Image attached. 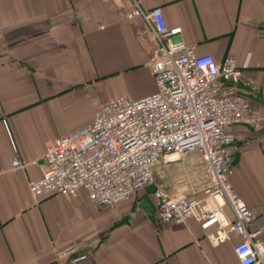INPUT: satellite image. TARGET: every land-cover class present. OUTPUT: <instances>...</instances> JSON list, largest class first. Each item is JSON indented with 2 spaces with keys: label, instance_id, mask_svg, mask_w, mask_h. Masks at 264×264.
<instances>
[{
  "label": "crops",
  "instance_id": "obj_1",
  "mask_svg": "<svg viewBox=\"0 0 264 264\" xmlns=\"http://www.w3.org/2000/svg\"><path fill=\"white\" fill-rule=\"evenodd\" d=\"M131 2L0 0V264H58L72 245L87 254L77 264H239L238 236L214 245L192 218L161 220L151 186L105 208L84 189L76 198L35 202L29 183L42 177L38 164L11 166L15 157L41 162L53 139L88 125L106 101L155 92L154 39L140 18L127 17ZM137 2L144 10L158 7L197 55L238 61L244 78L225 92H240L262 122L256 131L234 126L229 181L255 215L251 228L264 226V0ZM200 158L195 152L157 165L156 184L203 200Z\"/></svg>",
  "mask_w": 264,
  "mask_h": 264
},
{
  "label": "built area",
  "instance_id": "obj_2",
  "mask_svg": "<svg viewBox=\"0 0 264 264\" xmlns=\"http://www.w3.org/2000/svg\"><path fill=\"white\" fill-rule=\"evenodd\" d=\"M127 13L128 18H140L154 39L150 65L155 92L140 99L127 95L106 101L88 125L53 139L41 162L15 157L12 168L38 164L42 177L29 183L35 202L54 194L76 198L84 189L88 200L105 208L151 186L161 220L184 224L192 218L214 245L236 235L233 252L239 264H264V226L251 228L255 215L229 181L234 126L256 131L262 122L261 113L240 92H225L224 86L244 78L238 61L233 56L216 62L209 54L197 55L193 46L178 39L180 28H168L158 7L144 10L132 0ZM3 36L0 26V42ZM195 152L201 156L206 198L191 201L156 184L157 165ZM86 258L72 245L57 261L77 264Z\"/></svg>",
  "mask_w": 264,
  "mask_h": 264
}]
</instances>
